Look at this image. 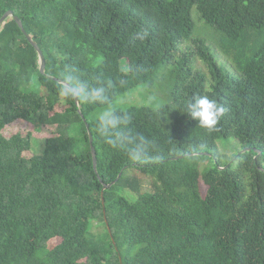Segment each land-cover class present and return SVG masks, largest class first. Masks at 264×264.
Listing matches in <instances>:
<instances>
[{
  "label": "trees",
  "instance_id": "1",
  "mask_svg": "<svg viewBox=\"0 0 264 264\" xmlns=\"http://www.w3.org/2000/svg\"><path fill=\"white\" fill-rule=\"evenodd\" d=\"M9 12L47 75L105 86L110 102L61 97L15 20L0 29V264H264V0H0V20ZM168 66L173 105L117 112L155 146L151 159L130 160L98 137L91 116ZM203 95L226 109L214 131L183 113ZM17 122L56 133L10 134ZM230 138L247 150L227 166L218 142ZM121 174L104 190L101 179ZM140 177L153 180L151 193ZM96 221L106 233H92Z\"/></svg>",
  "mask_w": 264,
  "mask_h": 264
},
{
  "label": "clouds",
  "instance_id": "2",
  "mask_svg": "<svg viewBox=\"0 0 264 264\" xmlns=\"http://www.w3.org/2000/svg\"><path fill=\"white\" fill-rule=\"evenodd\" d=\"M147 33H136L135 38L145 39ZM58 93L61 97L76 101L81 104H108L109 97L105 86L90 87L86 82L72 75H63L57 81ZM150 102L155 104L158 112L164 106L155 96H150ZM116 109L106 108L100 112L96 120V133L107 145L113 149L121 150L130 160L143 161L152 158L154 143L143 134L131 127L132 118L127 113L117 115ZM226 109L216 100L207 95L193 96L183 105V113L188 118L198 122L199 127L214 131L224 115ZM193 156L198 155L195 148L189 150Z\"/></svg>",
  "mask_w": 264,
  "mask_h": 264
},
{
  "label": "rangeland",
  "instance_id": "3",
  "mask_svg": "<svg viewBox=\"0 0 264 264\" xmlns=\"http://www.w3.org/2000/svg\"><path fill=\"white\" fill-rule=\"evenodd\" d=\"M193 21L196 25L195 30V38L199 36V38H204L202 35L198 34V28L203 32H206V29H204L205 24L203 25L200 23L198 26V19L200 20L199 14L196 9L193 10L192 13ZM204 26V27H203ZM206 28V27H205ZM208 31V38L205 39L206 44L209 46H212L213 48L217 47V41H218V35L215 34V30L207 28ZM211 31V32H210ZM214 32V33H213ZM199 40V39H198ZM184 49L193 50L194 45L192 43H187L184 45ZM181 56V55H180ZM218 56L220 57V60L222 62H225L226 57L224 58L222 54L218 53ZM227 61V60H226ZM171 67V71H168V69ZM196 67L198 68V71H201L207 75L208 80H210V70L208 69L207 65L197 62ZM229 69L230 67L227 66ZM123 70L125 72H129V64L124 61L123 62ZM175 72L174 67L168 66L167 68H164L161 70V72L158 75V78L153 80L150 83H147L146 85H142L136 90L130 91L127 94L118 97V100L113 105H110L107 108L116 109L118 111H126L130 108H150L152 110H156L155 104L153 102H150L149 98L150 96L157 97L158 101L163 104L164 108H167L170 105H173L172 101V93H173V82H174V76L173 73ZM209 74V75H208ZM98 110L96 111L92 116V120H97V116L100 112L104 111ZM117 111V112H118ZM157 111V110H156ZM10 134H16L21 133L22 135L26 136L29 133H33V135L39 139H45L48 137H53L56 133V128H43L41 132L35 133L33 126L29 125L26 122H17L11 129ZM228 142V143H227ZM35 151L42 153L41 149H39V144L35 142ZM44 145V142H43ZM42 147V144H40ZM219 150L222 156V161L225 164H228L227 166H230L236 159L239 157L242 153H244L247 149H243L242 144L237 141L235 138H230L228 141L221 140L218 142ZM212 165V163H210ZM140 184L146 191H149L151 193L152 191V185L153 180L150 178H141L140 177ZM92 233L96 236L102 235L103 233H106L105 226L99 221H96L92 225Z\"/></svg>",
  "mask_w": 264,
  "mask_h": 264
},
{
  "label": "water",
  "instance_id": "4",
  "mask_svg": "<svg viewBox=\"0 0 264 264\" xmlns=\"http://www.w3.org/2000/svg\"><path fill=\"white\" fill-rule=\"evenodd\" d=\"M10 19H14L15 22L17 23V25L19 26V28L22 30V33L25 35L26 39L28 40V42L30 43V45L36 50L37 54L39 55V59H40V63H41V66H40V71L42 73V75H45L47 78H50V79H53L54 81H59L57 78H54L52 76H49L47 75L46 73V59L44 57V54L42 52V50L39 48V46L34 42V40L26 33L25 29H24V26L22 24V21L19 19V18H16L14 16V13L12 12H9L7 13L1 20H0V29L3 27V25ZM77 106L80 107V104L77 102ZM79 114L81 116V118L84 120V122L86 123L87 125V128L89 130V136H90V140H91V147H92V155H93V160H94V168H95V171L97 172L98 168V159H97V152H96V148L95 146L93 145V135L90 131V126H89V123L85 117V115L83 114V112L80 110L79 111ZM250 150V149H248ZM260 155L262 154V152H260ZM181 159L184 158V157H180ZM178 158V160L180 159ZM123 174H121L118 178V180L115 181V183H113L112 185H106L103 180L101 179V182L102 184L104 185V190L106 189H111L122 177ZM108 223V222H107ZM108 226H109V223H108ZM111 232V230H110Z\"/></svg>",
  "mask_w": 264,
  "mask_h": 264
}]
</instances>
